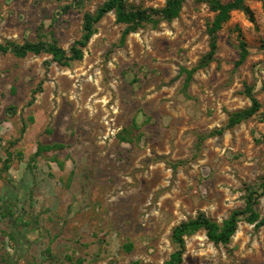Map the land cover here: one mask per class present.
<instances>
[{"label": "rangeland", "instance_id": "obj_1", "mask_svg": "<svg viewBox=\"0 0 264 264\" xmlns=\"http://www.w3.org/2000/svg\"><path fill=\"white\" fill-rule=\"evenodd\" d=\"M103 1L0 0V42L68 52L83 12ZM245 4L253 20L232 11L201 69L214 13L196 0L123 41L107 13L68 66L0 54V264H162L176 224L198 212L220 223L243 207L244 188L264 177V0ZM246 87L260 109L224 128L250 106ZM256 210L264 216V195ZM182 264H264V225L241 220L225 245L186 236Z\"/></svg>", "mask_w": 264, "mask_h": 264}, {"label": "trees", "instance_id": "obj_2", "mask_svg": "<svg viewBox=\"0 0 264 264\" xmlns=\"http://www.w3.org/2000/svg\"><path fill=\"white\" fill-rule=\"evenodd\" d=\"M75 4L81 6L82 0H73ZM205 3L209 10L214 13L211 22L207 25L206 33L208 35V51L200 58L198 64L193 70L206 67L214 59L217 50V33L223 24L229 19L232 11H242L253 20L250 9L245 4L249 0H229L222 2L220 0H196ZM184 0H166L164 5L159 8H142L129 4L127 0H104L94 12L85 11L82 14V33L79 39L73 41L68 52L57 46L55 43L42 41H24L16 43L10 40L0 42V54L11 53L13 56L23 58L28 54L38 55L48 53L51 60L60 66H68L71 62L82 58V49L87 45L92 35L95 33V24L100 21L107 13L113 12L115 21L123 24L124 29L121 34V41L125 37L135 32L137 29L150 25L156 27L161 21H171L179 16ZM69 6L66 7V9ZM240 54L237 64H240L246 57L247 50L243 41L239 42ZM48 63V62H47ZM188 78L191 72H188ZM246 93L250 99V106L234 111L228 115L227 123L224 128H230L244 121L255 114L261 107L258 100L251 94L249 87H246ZM223 127L209 132V135L220 134ZM41 147V146H40ZM39 149V146H38ZM34 155L39 154V150ZM243 197V207L233 210L228 217L220 223L212 220L203 212H198L194 217L187 218L179 222L171 229L170 240L174 246L162 264H182V256L185 251V237L198 231H203L207 240L215 245H225L230 242L231 237L237 230L238 223L243 220L246 223L259 228L264 225V216L260 217L256 205L258 199L264 195V177H260L258 183L254 186H246Z\"/></svg>", "mask_w": 264, "mask_h": 264}, {"label": "crops", "instance_id": "obj_3", "mask_svg": "<svg viewBox=\"0 0 264 264\" xmlns=\"http://www.w3.org/2000/svg\"><path fill=\"white\" fill-rule=\"evenodd\" d=\"M16 243H19V241L17 240ZM22 246H23V243L20 242L19 246H18L19 247L18 249H19V252H20L19 253V257L21 259H24V256H22V254L25 255V253H27V245L24 244V246L23 247ZM21 259H19V260H21Z\"/></svg>", "mask_w": 264, "mask_h": 264}]
</instances>
